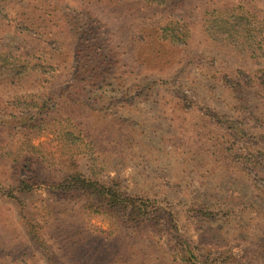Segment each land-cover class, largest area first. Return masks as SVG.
<instances>
[{
	"label": "trees",
	"instance_id": "16d2710c",
	"mask_svg": "<svg viewBox=\"0 0 264 264\" xmlns=\"http://www.w3.org/2000/svg\"><path fill=\"white\" fill-rule=\"evenodd\" d=\"M69 2L83 19L68 22ZM0 15L26 44L0 48V198L16 203L51 264H245L230 247L237 224L222 200L189 207L210 225L197 242L167 198L129 194L110 175L121 157L158 161L166 150L148 136L139 113L148 107L170 114L193 183L232 176L264 200V0H31L27 9L0 0ZM192 46L207 63L187 57ZM191 65L229 114L195 95ZM44 135L48 149L35 144ZM40 189L50 198L31 206L25 197ZM101 217L111 230L94 225ZM164 234L174 250L157 254ZM257 239L246 264H264V222Z\"/></svg>",
	"mask_w": 264,
	"mask_h": 264
},
{
	"label": "rangeland",
	"instance_id": "374dc122",
	"mask_svg": "<svg viewBox=\"0 0 264 264\" xmlns=\"http://www.w3.org/2000/svg\"><path fill=\"white\" fill-rule=\"evenodd\" d=\"M30 1L11 0V3L17 9H27ZM69 4L71 8H65L68 22L75 16L83 19L85 10L78 9L77 5L74 6L75 2H69ZM100 18V15H96L95 22H98ZM98 28V32L103 37H106L107 26L104 20ZM69 29L70 26L64 23L60 30L69 33ZM23 39H25L23 36L20 37L9 30L0 15V48L19 47L24 42ZM23 44L26 46L25 43ZM194 50L195 48L192 46L187 57L195 59L193 56L197 55L202 58V60L196 59L195 65L198 66L208 62L206 56H200ZM137 73L139 72H136L134 76H127L128 80L133 84L138 82ZM188 76L194 82L195 95L205 99L206 104L218 111L225 114L230 113L227 107L220 104L216 94L205 88L206 82L196 74L194 65L189 66ZM140 77L141 79L144 78V76ZM62 80H59L56 89L60 86ZM195 99L202 102L199 97H195ZM147 108L144 112L139 113L146 119L149 131L148 136L155 141L164 139L168 143L166 150L161 155H158L160 157L158 161L151 160L147 162L143 158H135L130 155H128L130 160H126L123 157L119 158L111 171V179L118 182L124 191L129 194L152 191L159 194L162 198H167L178 214L184 230L197 242L201 241V234L207 231L210 225L206 221L204 224H200V220L188 212L189 207L192 202L199 203L201 200L205 201V203H215L217 199L222 200L225 208L234 209V222L237 224V226H233L235 228L234 233L229 237L230 247L242 263H248L258 245L257 238L262 233L264 221L261 222L259 227L258 224L253 226L252 222L259 223V210L264 209L263 198L258 195L248 182L232 176L228 179L218 180L211 175L209 177L206 175V178H203L201 182L196 180L193 183L192 180L194 178L190 175L194 176L195 173L190 172L192 167V163L188 161L190 154H184L183 149L180 152L175 150L176 146L174 143H183L184 141H182V135L177 132L176 128L173 127L172 129L170 114L163 110L161 112H151ZM166 110L168 111L167 108ZM145 113L150 114L145 115ZM246 125L253 129L255 128V125L248 121H246ZM51 139L50 135H44L37 138L35 144L48 149L51 147ZM188 144L190 146L193 145L192 142H188ZM207 169H211V167ZM7 172L8 167L3 166L0 169V176L1 174L7 175ZM25 198L31 206L32 202L35 205H40L41 199L50 198V194L47 190L40 189ZM0 216V264H51L45 253L31 239L27 229L22 224L19 207L14 201L0 198ZM93 223L103 231H109L113 227V221L108 217L94 218ZM6 235L10 236L5 238ZM156 239L158 241L156 246L157 254L174 250L173 238L168 234L159 235Z\"/></svg>",
	"mask_w": 264,
	"mask_h": 264
}]
</instances>
